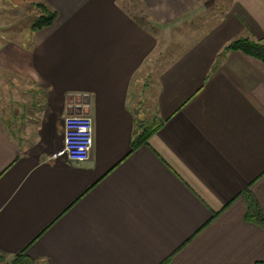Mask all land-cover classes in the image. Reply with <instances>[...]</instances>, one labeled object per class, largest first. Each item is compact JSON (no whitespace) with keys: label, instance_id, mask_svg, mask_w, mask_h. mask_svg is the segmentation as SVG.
I'll use <instances>...</instances> for the list:
<instances>
[{"label":"crops","instance_id":"1","mask_svg":"<svg viewBox=\"0 0 264 264\" xmlns=\"http://www.w3.org/2000/svg\"><path fill=\"white\" fill-rule=\"evenodd\" d=\"M38 4L51 24L0 37V71L31 90L11 122L0 93V260L264 262L245 197L264 212V62L220 55L264 41V0H0V17ZM71 113L93 121L82 163L59 154Z\"/></svg>","mask_w":264,"mask_h":264},{"label":"rangeland","instance_id":"2","mask_svg":"<svg viewBox=\"0 0 264 264\" xmlns=\"http://www.w3.org/2000/svg\"><path fill=\"white\" fill-rule=\"evenodd\" d=\"M228 2H231V0H228ZM216 6V5H215ZM217 12L216 9H211L209 12ZM15 13L12 12H6L3 13L0 17V37L2 40H11V41H20V42H27V35L29 33V28L30 26L37 20L39 14L38 13H32V12H21V11H14ZM199 20L195 21V25L197 24ZM3 24V25H1ZM264 43V41H262ZM10 74L11 78L7 81V85L4 88H0L1 90V95L3 97V100L8 103V100L5 97L6 94V89L10 90V93L12 94V91H15L16 94L14 95L15 98L12 100L9 98L10 102L5 105L2 109L3 112H5V116L10 120H13V116L11 115L12 113L16 112H23L25 111V108L30 104V99L31 97L29 96L30 93V85H29V80L22 78V81L19 82H11L12 79V74L11 72H2L0 71V77L1 75H6ZM6 77H10L6 75ZM15 85V86H14ZM14 89V90H13ZM12 97V96H11ZM15 111V112H14ZM12 112V113H11ZM29 111H25V115L27 116ZM11 113V114H10ZM27 113V114H26ZM33 113V110H32ZM22 115L21 119V131L25 133L26 130V125H27V120L24 118ZM16 123H19V117L16 115ZM10 120V122H11ZM19 126V127H20ZM0 264H15L13 260H7L6 262L0 260Z\"/></svg>","mask_w":264,"mask_h":264},{"label":"trees","instance_id":"3","mask_svg":"<svg viewBox=\"0 0 264 264\" xmlns=\"http://www.w3.org/2000/svg\"><path fill=\"white\" fill-rule=\"evenodd\" d=\"M36 6L41 12L39 13L37 20L30 26L31 31L48 26L56 17V12L48 9L43 4H38ZM228 51H241L264 62V43L262 41L240 37L227 43L221 50L220 55L223 56ZM157 127L158 125H155V127L147 129L143 128L139 133L135 132L131 141L132 149L134 150L142 143H146L148 137L157 129ZM245 197L247 201L246 219L264 229V212L253 199L249 190L245 191ZM256 264H264V262Z\"/></svg>","mask_w":264,"mask_h":264},{"label":"built area","instance_id":"4","mask_svg":"<svg viewBox=\"0 0 264 264\" xmlns=\"http://www.w3.org/2000/svg\"><path fill=\"white\" fill-rule=\"evenodd\" d=\"M93 145L92 117L84 113H71L64 117V147L68 161L82 163L89 159Z\"/></svg>","mask_w":264,"mask_h":264}]
</instances>
